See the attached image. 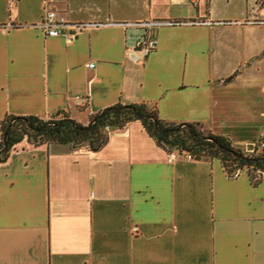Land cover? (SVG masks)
Instances as JSON below:
<instances>
[{"label": "crops", "instance_id": "crops-1", "mask_svg": "<svg viewBox=\"0 0 264 264\" xmlns=\"http://www.w3.org/2000/svg\"><path fill=\"white\" fill-rule=\"evenodd\" d=\"M45 1L0 0V124L148 103L166 122L264 139L259 0H49L65 32L84 25L72 41L44 34ZM144 22L158 43L142 62L126 34ZM106 131L97 151L22 144L0 164V264H264V177L170 161L139 121Z\"/></svg>", "mask_w": 264, "mask_h": 264}, {"label": "trees", "instance_id": "trees-1", "mask_svg": "<svg viewBox=\"0 0 264 264\" xmlns=\"http://www.w3.org/2000/svg\"><path fill=\"white\" fill-rule=\"evenodd\" d=\"M264 0H259L258 9ZM141 122L147 134L168 153L192 160H218L229 178L247 171L254 186L264 177V147L260 142L250 149L233 143L230 137L216 135L201 123H170L159 118L156 105L148 103L116 104L92 115L87 124L66 112L45 120L37 116L9 115L0 124V164L22 144L33 148L57 144L73 148L88 146L97 151L108 140L107 128L123 129L129 123ZM261 141H264L262 139Z\"/></svg>", "mask_w": 264, "mask_h": 264}, {"label": "built area", "instance_id": "built-area-1", "mask_svg": "<svg viewBox=\"0 0 264 264\" xmlns=\"http://www.w3.org/2000/svg\"><path fill=\"white\" fill-rule=\"evenodd\" d=\"M18 0H9L10 4L16 3ZM71 24L68 19L61 15L55 5L49 0L45 1L44 16L40 23V27L44 34L48 37L66 36L69 41H72L82 31L84 25H73L72 32H65V29ZM155 23L144 22L135 25L132 30H128L126 41L129 47L134 50L141 51L140 60L143 62L155 49L158 43L155 33ZM137 60L136 57H134ZM93 66V65H90ZM261 147H264V141H260ZM256 143L252 144V148ZM250 149L253 151V149ZM175 157L174 153H170L169 160Z\"/></svg>", "mask_w": 264, "mask_h": 264}, {"label": "rangeland", "instance_id": "rangeland-1", "mask_svg": "<svg viewBox=\"0 0 264 264\" xmlns=\"http://www.w3.org/2000/svg\"><path fill=\"white\" fill-rule=\"evenodd\" d=\"M260 12H261L262 16H264V3L262 5V7H260ZM230 135H231L230 139L233 141V143L237 146L242 147L243 149H251L253 143H257V142H260L262 140V139H260V140L247 139L245 137L237 138V137H234V133H230Z\"/></svg>", "mask_w": 264, "mask_h": 264}]
</instances>
